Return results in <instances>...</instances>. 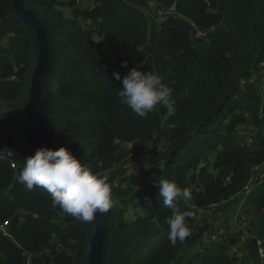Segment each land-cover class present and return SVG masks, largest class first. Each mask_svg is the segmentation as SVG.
Listing matches in <instances>:
<instances>
[{
    "label": "trees",
    "instance_id": "1",
    "mask_svg": "<svg viewBox=\"0 0 264 264\" xmlns=\"http://www.w3.org/2000/svg\"><path fill=\"white\" fill-rule=\"evenodd\" d=\"M20 1L39 22L48 48L39 86L51 148L66 146L112 190L101 264H264L255 238L242 241L234 225L226 242L209 241L214 232L199 215L215 203L222 216L250 183L243 209L251 211L248 230L264 248V70L258 66L264 0H209L210 6L204 0ZM172 3L176 14L150 19L151 7ZM195 30L203 37L194 38ZM37 55L33 28L10 0H0V149H10L16 163L11 168L0 160V222L8 220L9 233H0V264H26L24 252L31 254L29 264H85L93 222L52 208L46 191L18 182ZM141 65L173 88L177 111L168 120L162 105L141 118L118 96L121 81L113 74L123 77ZM127 142L148 150L129 157ZM261 164V171L252 170ZM160 179L192 193L177 204L193 215L186 220L190 235L175 246L165 223L171 210L155 184Z\"/></svg>",
    "mask_w": 264,
    "mask_h": 264
},
{
    "label": "clouds",
    "instance_id": "2",
    "mask_svg": "<svg viewBox=\"0 0 264 264\" xmlns=\"http://www.w3.org/2000/svg\"><path fill=\"white\" fill-rule=\"evenodd\" d=\"M127 66V61H123L121 67ZM142 67H132L123 77L118 71L113 74L116 80L121 81L118 96L141 118L162 105L166 109L164 120H168L177 111L173 88L163 83L158 75L143 71ZM18 182L28 191L34 188L46 191L51 196L52 208L59 207L81 222L90 223L97 215L106 214L114 207L107 178L100 172H94L64 145L55 149L38 147L34 155L24 159ZM155 184L163 206L171 210L165 223L169 228L168 240L175 246L178 240L182 242L190 235L186 220L193 213L181 211L177 204L191 200L192 193L188 188L182 189L174 180L160 179ZM130 215L132 220L136 219L135 215ZM153 223L158 224L159 221L154 217Z\"/></svg>",
    "mask_w": 264,
    "mask_h": 264
},
{
    "label": "water",
    "instance_id": "3",
    "mask_svg": "<svg viewBox=\"0 0 264 264\" xmlns=\"http://www.w3.org/2000/svg\"><path fill=\"white\" fill-rule=\"evenodd\" d=\"M15 13L20 20L33 28L38 46L37 60L32 72L28 90V114L26 122L25 149L27 157L34 155L41 146L51 148V130L44 108V101L40 95L39 78L46 71L48 65V48L45 34L34 14L20 0H10ZM104 214L97 215L93 222V231L88 243L87 260L85 264H101L104 257L105 245Z\"/></svg>",
    "mask_w": 264,
    "mask_h": 264
},
{
    "label": "built area",
    "instance_id": "4",
    "mask_svg": "<svg viewBox=\"0 0 264 264\" xmlns=\"http://www.w3.org/2000/svg\"><path fill=\"white\" fill-rule=\"evenodd\" d=\"M204 3L207 6H210V1L209 0H204ZM154 14H156L157 16V20L158 21H162L164 19H166L167 17L176 14V7H175V3H172L169 6L166 7H155V12ZM204 35V32H201L199 30H195L193 37L194 38H199L202 37ZM258 66L264 70V58L261 59L259 61ZM243 81H241V84L243 85ZM253 142V139L250 137L246 138V144L250 145ZM131 145L132 147H126L125 145ZM124 147L126 148H130V151L128 152V156L129 157H134L137 155H141L147 152L148 148L145 147L144 145H142L141 143H131V142H127V143H123ZM0 160H5L8 161L11 168H15L16 163L13 160V153L10 149L8 148H1L0 149ZM263 168L262 164L261 165H256L252 168L253 171H261ZM255 174L253 173L252 178L254 179ZM260 177H264V172H262L260 174ZM252 185L250 183H247L242 191L237 195L238 199H237V205L236 208L233 212V214L231 215L230 221L232 226H236L235 229H233V232L235 231H240L241 232V240L245 241L248 240L249 238H255L256 239V245H257V251L259 254V257L262 258L264 256V248L262 247V242L261 240L257 237V234L255 232V230L249 231L248 230V219L247 217L244 216L243 212V202L244 199L247 197L248 193L251 190ZM218 204L212 203L210 204L207 208L201 210L199 212L200 215V219H204L207 220L208 223L210 224L209 229L211 231H213L214 233H212L209 236V241H213V240H217L219 237H221L223 239L224 242L227 241L226 236L229 234L228 229L220 227V223H219V218L216 219V217H220L221 214L218 211ZM35 217L37 215H34ZM216 219V220H214ZM7 227H8V220L2 221L0 222V233L4 236H9V233L7 231ZM23 255L25 256V261L26 264H29V257L31 256L30 253L24 252Z\"/></svg>",
    "mask_w": 264,
    "mask_h": 264
},
{
    "label": "rangeland",
    "instance_id": "5",
    "mask_svg": "<svg viewBox=\"0 0 264 264\" xmlns=\"http://www.w3.org/2000/svg\"><path fill=\"white\" fill-rule=\"evenodd\" d=\"M85 3L87 2L86 0H83ZM85 3H81V4H85ZM65 10H68L67 8H65ZM154 12H155V7H151L150 9H149V17H150V19L151 20H154V21H158L156 18H157V16H156V14H154ZM27 120V119H26ZM27 122V121H26ZM26 137V136H25ZM138 143H141V142H138ZM142 145H144L145 147H147L148 148V146L147 145H145L144 143H141ZM24 146H25V141H24ZM126 147H132V144L131 145H125ZM125 147V149L127 150V151H130V148H126ZM25 151H26V149H25ZM139 156H141V155H139ZM138 156V157H139ZM128 162L127 163H129V165H128V167H127V172L128 173H131L133 170L131 169V167H132V164H130V161L129 160H127ZM132 161V163H133V160H131ZM236 205H237V203H233L232 205H231V207L229 208V209H227L226 211H224V213L222 214V216H220L219 217V223L223 226V227H225V228H229V226H232V224H231V221H230V218H231V215L233 214V212H234V210H235V208H236ZM249 213L251 214V211H249L248 209H244V212H243V214H244V216L245 217H247V216H249ZM198 221L200 222L201 220H199L198 219ZM226 226H228V227H226ZM209 231H211L210 229H209ZM240 250V249H239Z\"/></svg>",
    "mask_w": 264,
    "mask_h": 264
},
{
    "label": "bare ground",
    "instance_id": "6",
    "mask_svg": "<svg viewBox=\"0 0 264 264\" xmlns=\"http://www.w3.org/2000/svg\"><path fill=\"white\" fill-rule=\"evenodd\" d=\"M203 37V36H202ZM200 38V37H199ZM263 258V257H262Z\"/></svg>",
    "mask_w": 264,
    "mask_h": 264
},
{
    "label": "crops",
    "instance_id": "7",
    "mask_svg": "<svg viewBox=\"0 0 264 264\" xmlns=\"http://www.w3.org/2000/svg\"><path fill=\"white\" fill-rule=\"evenodd\" d=\"M229 208H230V207H229ZM229 208H228V209H229Z\"/></svg>",
    "mask_w": 264,
    "mask_h": 264
}]
</instances>
